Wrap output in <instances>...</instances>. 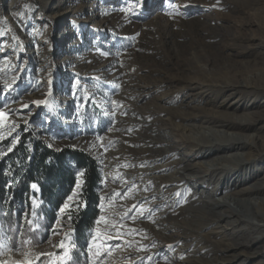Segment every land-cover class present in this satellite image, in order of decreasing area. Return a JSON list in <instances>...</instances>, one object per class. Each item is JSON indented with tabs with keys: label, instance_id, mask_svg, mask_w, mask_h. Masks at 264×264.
<instances>
[{
	"label": "rangeland",
	"instance_id": "1",
	"mask_svg": "<svg viewBox=\"0 0 264 264\" xmlns=\"http://www.w3.org/2000/svg\"><path fill=\"white\" fill-rule=\"evenodd\" d=\"M224 39H233L227 48L223 47ZM195 48L213 54L217 64L226 62L233 70L245 72L248 79L264 67V0H0V112L6 114L0 119V147L12 149L22 133L34 130L52 147H76L99 162L103 181L101 213L90 245L93 264H264L262 241L217 252L220 242L229 240L222 228L214 230L217 223L202 231L184 232L173 226L167 229L166 222L162 232H156L159 219L152 217L173 206L165 207L164 203L161 208L149 209L152 197L136 204L134 220L128 218L133 215L129 209L134 205L130 196L134 185L124 188L129 179L127 166L137 159L139 149L149 147L145 142H134L140 135L134 119L153 128L147 131L149 136L168 142L160 146L169 148L172 160L183 158L194 166H206L212 157L199 156V146L179 137L174 127L154 115L156 107L169 114L183 113L187 119L177 121L187 128L193 126L191 135L197 140L203 131L214 134L201 128L213 124L206 120L208 115L226 119L247 112H258L255 117L264 115V95L258 96L254 86L214 95L198 87L172 91L171 84L159 83L162 74L188 79L180 73L188 63L181 55ZM136 71L140 82L131 76ZM131 81L140 84L138 97L127 93ZM250 121L227 129L225 134H233L235 139L237 135L247 136L242 137L244 146L237 143L230 149L234 140L222 132L215 134L220 141L214 145L223 149L216 155L218 161L225 153H247L255 138L264 139V116ZM236 161L243 163L245 159ZM252 161L232 170V178L223 182V188L234 185L241 190L251 184L253 178L245 180L249 171L261 166ZM178 170L184 171L174 167L167 173ZM244 171L247 173L242 174ZM208 173L207 178H215L214 172ZM198 174L185 172L191 179ZM217 182L220 186L222 181ZM191 187L197 188L199 198L207 199L209 189L199 180ZM33 190L37 195L33 196L35 210L30 221L35 223L39 188ZM82 190L80 173L65 201L68 207L59 211L46 240L38 247L56 254L52 260L60 264L67 261L73 243L68 212L81 204ZM158 190L163 187L141 192L155 196ZM175 193L179 196L178 191ZM222 195L216 198L222 199ZM174 201L181 202L179 197ZM145 202L149 205L143 206ZM250 205L253 211L263 213L259 198H251ZM162 219L175 222L180 216L168 213ZM233 229L229 226L227 232ZM61 241L64 248L58 246ZM0 245L10 248L1 238ZM25 250L33 255L29 246ZM97 251L104 255L98 257ZM10 255L17 259L20 253L0 247V262ZM10 262L8 259L5 264Z\"/></svg>",
	"mask_w": 264,
	"mask_h": 264
},
{
	"label": "bare ground",
	"instance_id": "2",
	"mask_svg": "<svg viewBox=\"0 0 264 264\" xmlns=\"http://www.w3.org/2000/svg\"><path fill=\"white\" fill-rule=\"evenodd\" d=\"M231 41H233V39H224L222 42L223 47H229V45L232 44L230 43ZM212 55L213 54L210 52L203 51L199 48H195L188 54L181 55L188 63L185 64L184 68L180 69V73L182 75L186 74L188 79H184L179 75L169 76L162 74L158 77L159 83L171 84L173 87V90L171 89L172 91L182 88L198 87L203 92L213 93L214 95H219L226 89L236 90L242 89L244 86H254L253 88H255V92L258 93V96L264 95V67L258 69V72H253V74L247 79L246 77H248V74L242 71L233 70V66L226 62L217 64V60ZM131 76L133 79L139 81L137 71ZM137 81H131L128 87H126V90L128 94H136L138 97L141 95V92L138 91L140 84L136 83ZM253 83H255V85H251ZM154 110L155 114H152L162 118L167 124L174 127V129L179 132V137L192 141L196 146H199V151L197 153L199 156L204 158L212 157L208 158L212 161L208 162L206 166H194L193 164L186 163L183 158L172 160L171 154L168 150L169 148L160 146L162 143L168 144V142L163 141L162 139H157L153 135H150V137L147 131H151L153 128L145 125L144 122L139 121L138 119H134L132 123L139 128L140 133L134 142H145L144 144L149 145V147L146 146L143 149H139L138 153L136 152L137 159L131 161L130 165L127 166L129 179L124 188L134 185V189H132L133 192L130 195L132 203L136 205L141 200L142 203L144 202L143 199L146 201L148 200L147 197H152L153 201L149 209L161 208L164 203H166V205H164L165 207L167 204L173 206L166 209L165 212L156 214L152 217L153 220L159 219L160 226L154 228L156 232H162L160 228H163V224L166 222L168 223L167 229H169L170 226H173L176 230H189L192 232L202 231L217 223L218 225L214 230L216 231L217 229L222 228L220 231H224L226 235L225 237L229 239L228 243L220 242L221 246L217 252L244 246L248 242L255 243L262 241L264 248V229L261 228V226H264V173L261 175V172L264 170V139L255 135L257 138L251 142L250 150L247 153H237V155H229L225 153L224 155L226 156L222 157L221 161H218L220 158L216 155L218 153H223L218 152L223 149L219 148L218 145H214L217 144L216 142L220 141L215 138V134L222 132L224 136L234 140L229 147L230 149L235 148V144L237 143V146L239 147L244 146L246 140L242 139V137L246 139L247 136L241 134L237 135L235 139L233 134L225 135L228 134L226 130L235 128L240 124L248 125L252 123L250 120L256 122L264 115L255 117L254 114L259 115L258 112H247L242 116L236 114L227 119L223 116V118H214L208 115V117L206 116V120L213 124L207 127L201 126V128H207L214 134L208 135L203 131V137L197 140L196 138L193 139V136L191 135L193 126L188 127V129L186 125L180 122L181 120L187 119L183 113L169 114L165 110L160 109L159 106ZM194 115L195 113L191 114L192 117ZM199 117H201V114H199ZM177 119L181 120L177 121ZM217 121L219 124L214 123ZM214 127H219L222 130L215 129ZM242 158L245 159L243 163L236 161H240ZM249 160H253L252 162H254L255 165L261 164L260 167L256 165L254 170L251 169L248 173L249 176L245 179L253 178V182L241 190H236L234 185L229 186L226 189L223 188V182L231 180L232 170L242 167V164ZM138 166H142V168L138 169ZM174 167H180L184 171L181 172L178 170L167 173L168 171H171L172 168L174 169ZM187 171L196 174L199 173L198 177H194V179L187 178L185 175V172ZM208 172H214L216 175L215 178L212 176L207 178L206 176L209 174ZM223 172H226V174H223ZM244 173H247V171L242 172V174ZM198 180L201 185L209 189V193L206 194L207 199L203 198V196H200L199 198L197 196V188L192 189L191 187L193 182ZM218 180L222 181L220 186L215 184V182L218 183ZM170 185L175 186L171 187ZM156 186H162L163 190L156 191L155 196H146L141 192V190L147 188L150 190ZM176 191H178L179 196L175 193ZM221 193H223L222 199L216 198V195ZM261 193L263 195H261ZM203 195L205 196V194ZM252 195L257 197H251ZM161 197H164L165 199H160ZM178 197L181 202L174 201L175 198ZM251 198H255L256 200L259 198V202L262 203L263 206V213L252 210L250 205ZM177 204H179V208L174 210ZM146 205H149V203L145 202L143 206ZM168 213L178 214L180 219H177L175 222L162 219V217L166 216ZM223 222L225 224H222ZM229 226L234 227V229L227 232ZM148 227L152 228V225L148 224ZM216 249L217 247H215V250ZM260 253L264 255V250ZM256 264L263 263L258 262Z\"/></svg>",
	"mask_w": 264,
	"mask_h": 264
},
{
	"label": "trees",
	"instance_id": "3",
	"mask_svg": "<svg viewBox=\"0 0 264 264\" xmlns=\"http://www.w3.org/2000/svg\"><path fill=\"white\" fill-rule=\"evenodd\" d=\"M25 2L27 0H21ZM0 147V238L13 248L21 240L33 249L32 264H60L56 257L42 256L48 251L38 250L54 226L59 211L82 174V202L68 212V223L73 231V243L65 264H93L90 255L91 237L100 217V190L103 181L102 167L86 151L65 146L52 147L34 130L22 133L16 145ZM39 188L38 219L30 221L33 196ZM14 250V248H13ZM70 257V258H69ZM14 260L10 255L3 260ZM58 262V263H57Z\"/></svg>",
	"mask_w": 264,
	"mask_h": 264
},
{
	"label": "snow or ice",
	"instance_id": "4",
	"mask_svg": "<svg viewBox=\"0 0 264 264\" xmlns=\"http://www.w3.org/2000/svg\"><path fill=\"white\" fill-rule=\"evenodd\" d=\"M105 55H107V53H105ZM36 103H39V102H36ZM5 115H6L5 113L0 112V119L5 117ZM9 151H11V148H9ZM32 187L35 188L36 186L33 185ZM64 207L67 208L68 205L65 204ZM135 209H137V205H135V204L132 205V207L129 209V212H133V215L128 217L129 219H133V220L135 219L136 214L133 211ZM139 211H140V214L143 215V206L142 205L140 206ZM125 215H127V214H125ZM101 219H103V217ZM29 243H30V241L21 240L20 243H19V247H17L16 244L13 243V248L20 253V256H19V258L12 260L10 262V264H32L31 260L27 258L28 256H30L32 254L25 250V245L29 244ZM58 246L60 248H64L65 247L63 241H61ZM0 247H5V250H7V251H12L13 250V248H6V246H4V245H0ZM169 247H171V246H169ZM108 251H109V253L111 252L110 249H108ZM40 255H42V256H51L52 253H41ZM95 255H97L98 257H101L104 254L102 252H100V251H97L95 253ZM65 256H67V252L65 253ZM0 264H5V262H0Z\"/></svg>",
	"mask_w": 264,
	"mask_h": 264
}]
</instances>
